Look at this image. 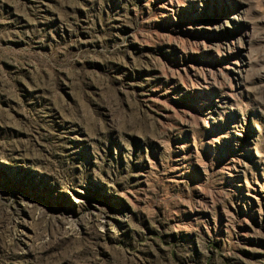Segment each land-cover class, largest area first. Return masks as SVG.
<instances>
[{"label": "rangeland", "instance_id": "obj_1", "mask_svg": "<svg viewBox=\"0 0 264 264\" xmlns=\"http://www.w3.org/2000/svg\"><path fill=\"white\" fill-rule=\"evenodd\" d=\"M0 264H264V0H0Z\"/></svg>", "mask_w": 264, "mask_h": 264}]
</instances>
